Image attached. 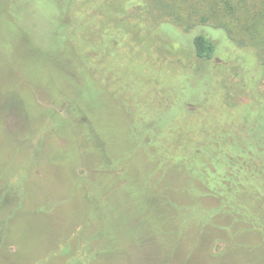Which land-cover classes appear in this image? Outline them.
<instances>
[{"label": "trees", "instance_id": "trees-1", "mask_svg": "<svg viewBox=\"0 0 264 264\" xmlns=\"http://www.w3.org/2000/svg\"><path fill=\"white\" fill-rule=\"evenodd\" d=\"M31 1L0 0V264H114V258H133L135 247L139 262L152 255L157 264H187L204 235L225 244L217 254L205 246L213 264H264V109L248 103L240 117L212 120L206 105L212 86L195 101L181 98L174 86L193 73L168 76L171 94L146 101L111 91L92 63L103 43H87L86 30L73 25L74 0L47 1L59 12L44 15L46 22L58 20L65 30L55 35L59 55L22 26ZM263 4H252L246 18L264 20ZM227 23L218 27L232 35ZM193 46L203 62L217 51L202 33ZM56 67L60 78L54 80L49 68ZM44 77L49 105L37 102ZM63 100L72 120L56 110ZM12 108L24 117L13 137L2 123ZM80 115L90 121L72 122ZM5 133L12 151L1 146ZM82 157L92 179L86 168L76 170ZM56 171L72 180L67 194L51 202L39 191ZM59 206L72 235H60L57 247L53 235H43L42 245L20 236L26 235L22 221L45 229L40 217Z\"/></svg>", "mask_w": 264, "mask_h": 264}, {"label": "rangeland", "instance_id": "rangeland-1", "mask_svg": "<svg viewBox=\"0 0 264 264\" xmlns=\"http://www.w3.org/2000/svg\"><path fill=\"white\" fill-rule=\"evenodd\" d=\"M41 1L44 11L38 0L31 1V12H28L29 17L22 26L29 33H34V36L40 34L41 44L53 55H59L60 44L55 35L65 30L58 20L48 24L44 16H51L59 10L56 11L52 5L47 8V1L51 3L50 0ZM258 1L260 0H74L70 13L73 25L86 30L83 36H86L84 40L87 43H94L98 38L103 43L102 53H96L92 63L96 73H99L98 79L100 78L111 91L126 92V97L132 93V99L146 101L151 94H171L166 80L168 76L178 77L182 72L193 73L195 75L184 76L186 80L183 79L174 85L181 93V98L195 101L212 86L207 109L214 114L215 118L212 120L224 121L229 114L240 117L248 103L253 108H258L257 103L264 109V101L260 100V97L264 99V20L255 23L246 18L247 9L250 13L255 11V7L250 6L258 4ZM228 3L234 4V11L227 7ZM6 5L8 6V3ZM64 8L63 6V12ZM204 17L206 21L203 20ZM220 21L230 23L232 35L224 27H218ZM241 25H244L245 30L240 29ZM247 25L253 28L248 30ZM187 28L190 29L186 30ZM200 33L213 39L217 45L216 54L208 62L197 58L193 46L194 37ZM89 51L93 53L92 50ZM57 68H49L54 80L60 78ZM19 76L21 77V74ZM44 80L45 77L39 88L42 92L37 93V102L49 105ZM90 100L93 106L98 107V99L92 97ZM99 106L103 115L106 105ZM55 107L63 117L72 120L73 114L68 100L61 101ZM2 117L6 133L12 137L19 135L18 128L23 122V114L12 108L9 116L4 112ZM78 118L79 120L72 122L90 121L86 116L80 115ZM8 134L1 146H9L12 151L13 141ZM111 134L116 135V132L111 130ZM97 141L102 143L98 138ZM58 142L64 144L61 139ZM82 159L76 170L83 172L80 169L86 168L92 179L93 168L86 158ZM71 180L66 173L56 171L51 174L50 180L43 184L39 193L42 198L56 201L67 194ZM62 207L64 206L55 207L53 211L40 217V222L47 225L45 229L43 226L37 229L33 223L28 226L22 221L19 229H23V234L26 235L20 236H24L32 245L33 240H36L37 245H42L43 235H53L51 245L52 248L57 247L60 235H72L71 222L64 216L60 209ZM215 237L204 235L202 245L195 249L187 264H213L205 246L208 245L209 250L216 254L225 246ZM38 247L35 246L37 249ZM139 252L135 247V257L132 255L133 258H114V264H157L152 255L143 257L139 262Z\"/></svg>", "mask_w": 264, "mask_h": 264}]
</instances>
